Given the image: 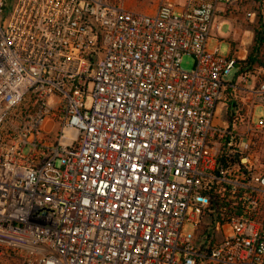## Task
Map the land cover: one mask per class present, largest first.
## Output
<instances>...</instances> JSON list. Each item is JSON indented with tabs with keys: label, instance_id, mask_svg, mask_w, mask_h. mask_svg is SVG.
Instances as JSON below:
<instances>
[{
	"label": "built area",
	"instance_id": "1",
	"mask_svg": "<svg viewBox=\"0 0 264 264\" xmlns=\"http://www.w3.org/2000/svg\"><path fill=\"white\" fill-rule=\"evenodd\" d=\"M247 1L0 0V264H264Z\"/></svg>",
	"mask_w": 264,
	"mask_h": 264
},
{
	"label": "rangeland",
	"instance_id": "2",
	"mask_svg": "<svg viewBox=\"0 0 264 264\" xmlns=\"http://www.w3.org/2000/svg\"><path fill=\"white\" fill-rule=\"evenodd\" d=\"M126 5L139 12L154 11L158 5L159 0H124ZM256 11V13H253ZM252 14V15H251ZM223 27L220 32L221 36L215 35L211 40V48H215L217 43L222 40L221 54L228 56L232 50V44L236 50H239V56L247 59L255 44V38L258 31L263 32V17L262 13L257 10L256 5L252 0L245 2L238 9H231L227 11L222 17ZM229 38V39H228ZM261 59L264 63V46L261 53ZM257 65L255 68L262 74L264 73V64ZM185 70H192L195 66V60L191 56H185L182 61ZM236 74L228 77L232 79ZM264 117V107L260 106L255 110L254 120L258 121ZM194 231V227H188Z\"/></svg>",
	"mask_w": 264,
	"mask_h": 264
},
{
	"label": "trees",
	"instance_id": "3",
	"mask_svg": "<svg viewBox=\"0 0 264 264\" xmlns=\"http://www.w3.org/2000/svg\"><path fill=\"white\" fill-rule=\"evenodd\" d=\"M263 46H264L263 32L258 31V34L256 35L255 38V44L253 46L251 53L249 54L247 59L240 61L242 72H248L250 70H253L257 65L263 63L261 59ZM234 49H235L234 44H232V50L234 51Z\"/></svg>",
	"mask_w": 264,
	"mask_h": 264
},
{
	"label": "crops",
	"instance_id": "4",
	"mask_svg": "<svg viewBox=\"0 0 264 264\" xmlns=\"http://www.w3.org/2000/svg\"><path fill=\"white\" fill-rule=\"evenodd\" d=\"M229 39V38H228Z\"/></svg>",
	"mask_w": 264,
	"mask_h": 264
}]
</instances>
